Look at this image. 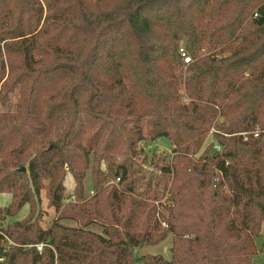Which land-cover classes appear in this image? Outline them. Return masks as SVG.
Masks as SVG:
<instances>
[{"label": "trees", "instance_id": "1", "mask_svg": "<svg viewBox=\"0 0 264 264\" xmlns=\"http://www.w3.org/2000/svg\"><path fill=\"white\" fill-rule=\"evenodd\" d=\"M212 127L217 143L193 159ZM161 138L175 153L162 168L173 176L166 229L153 203L130 194L140 142ZM104 163L120 190L103 185ZM91 166L97 194L64 204L67 175L82 200ZM42 191L58 214L47 229L33 220ZM0 194L12 196L0 206V264H253L264 0H0ZM168 235L170 260L136 258Z\"/></svg>", "mask_w": 264, "mask_h": 264}, {"label": "rangeland", "instance_id": "2", "mask_svg": "<svg viewBox=\"0 0 264 264\" xmlns=\"http://www.w3.org/2000/svg\"><path fill=\"white\" fill-rule=\"evenodd\" d=\"M181 46H185L187 49V46L184 42L181 43ZM187 67L189 66H186L185 68ZM182 95L183 104L189 105L191 99L187 96L185 91L182 92ZM219 121L222 122L223 119ZM216 131L217 130L214 127L209 130L202 150H200V152L197 153V155H195L193 159L198 160L200 156L205 152V150L214 142H216L215 137L213 136L217 133ZM150 145L153 146V149H149ZM215 151L216 149L214 148V150H212V153ZM220 152H222V147ZM137 154L138 155H136V157L131 162V164H133V169H135L137 173L133 177L135 181L134 191L130 194L131 196H133V198H139L148 203H153L157 207L156 218L162 225V227L166 229L168 227V223L165 219H163L162 216L167 217L168 212H166L165 209L161 207V204H169L170 189L172 187L173 176L169 177L168 175H166L162 168L172 165L175 153L169 140L166 138H161L155 142H151L149 139L140 142L137 148ZM115 161L118 164L122 162V159L117 158ZM102 169L104 172L103 185H114L120 190V185L118 184L119 180H114V178L111 177V172L109 171L106 163L102 165ZM84 185V198H82V200L77 199L78 202H75L76 204L86 202L97 194L96 190L94 189V175L92 166L87 172ZM65 186L66 200L69 196L75 194V182L70 174H68L66 177ZM91 191L94 192L93 195L91 194ZM11 201L12 196L10 194H0V206L7 207L11 203ZM64 204L69 203L64 202ZM37 208L38 211H36V216L35 218H33L34 222L37 223V216L40 215L38 225L42 226L44 229L49 228L54 223V221L57 220L58 214L52 207L49 206V198L47 192L42 191ZM29 210L30 207L28 205L25 206L17 217L5 218L3 225L6 226L15 221L23 220L29 214ZM63 224L70 227L78 226L75 221H65ZM89 229L99 234H101L102 232V229L96 226H92ZM172 241V235H168L163 242L157 245L144 246L135 249L134 254L137 259L145 255H161L166 260H170ZM256 245L258 247V254L256 257H254L253 264H264V222L262 224L261 236L256 239Z\"/></svg>", "mask_w": 264, "mask_h": 264}, {"label": "built area", "instance_id": "3", "mask_svg": "<svg viewBox=\"0 0 264 264\" xmlns=\"http://www.w3.org/2000/svg\"><path fill=\"white\" fill-rule=\"evenodd\" d=\"M186 45V43H185ZM179 53L182 57V60L184 61V65L185 66H189L193 63V59L191 57V55L189 54V52L187 51L186 47L185 46H181L180 49H179ZM247 133H243L242 136L245 137V140H247ZM255 136H258V132H255L254 133ZM216 151H221V146L216 144L215 147ZM144 149H147V148H144ZM149 149H153V146H149ZM91 194L93 195L94 192L91 191ZM64 202L66 203H75V202H78L77 200V197L75 195H71L69 196ZM36 248L38 249L39 252H42L43 251V248H44V245L41 244V245H37ZM5 260V257H2L0 258V263H2L3 261Z\"/></svg>", "mask_w": 264, "mask_h": 264}]
</instances>
